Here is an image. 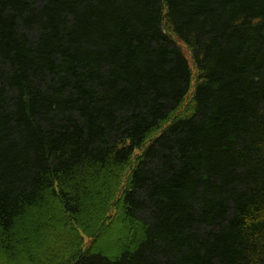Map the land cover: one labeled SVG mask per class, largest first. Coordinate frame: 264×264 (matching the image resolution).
I'll return each mask as SVG.
<instances>
[{"label": "trees", "instance_id": "obj_1", "mask_svg": "<svg viewBox=\"0 0 264 264\" xmlns=\"http://www.w3.org/2000/svg\"><path fill=\"white\" fill-rule=\"evenodd\" d=\"M0 264H264V0H0Z\"/></svg>", "mask_w": 264, "mask_h": 264}, {"label": "rangeland", "instance_id": "obj_2", "mask_svg": "<svg viewBox=\"0 0 264 264\" xmlns=\"http://www.w3.org/2000/svg\"><path fill=\"white\" fill-rule=\"evenodd\" d=\"M178 40V39H177ZM178 42L180 43V45H181V47L183 48V50L185 51V53H186V55H187V57L189 58V60H190V62H191V64H192V57H191V52H190V50L188 49V47L186 46V45H184L182 42H180L179 40H178ZM196 81H197V75L195 74V77H194V81H193V89L191 90V92H193V90H194V86H195V84H196ZM192 97V94H190L189 95V101L187 100V104H189L190 103V101H191V98Z\"/></svg>", "mask_w": 264, "mask_h": 264}]
</instances>
